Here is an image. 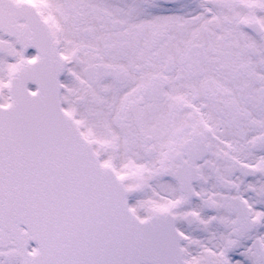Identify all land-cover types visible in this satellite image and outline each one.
<instances>
[{
	"label": "snow or ice",
	"instance_id": "obj_1",
	"mask_svg": "<svg viewBox=\"0 0 264 264\" xmlns=\"http://www.w3.org/2000/svg\"><path fill=\"white\" fill-rule=\"evenodd\" d=\"M0 264H264V0H0Z\"/></svg>",
	"mask_w": 264,
	"mask_h": 264
}]
</instances>
